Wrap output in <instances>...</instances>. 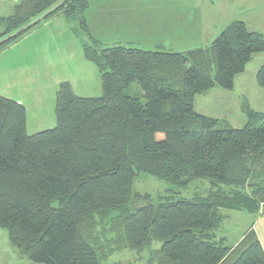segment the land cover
Listing matches in <instances>:
<instances>
[{
	"label": "trees",
	"instance_id": "1",
	"mask_svg": "<svg viewBox=\"0 0 264 264\" xmlns=\"http://www.w3.org/2000/svg\"><path fill=\"white\" fill-rule=\"evenodd\" d=\"M87 8V0H18L0 17L2 50L63 15L102 84L101 95L82 97L61 82L55 126L34 134L24 106L0 95V227L9 245L39 264H121L109 258L153 241L160 246L145 264H264L253 230L234 247L214 240L220 209H264V111L244 105L246 123L233 128L193 106L210 88L232 89L264 51V36L235 20L208 46L184 52L100 47ZM255 80L264 88V65ZM133 82L139 95L125 94ZM138 174L177 186L204 178L209 189L141 197L133 190Z\"/></svg>",
	"mask_w": 264,
	"mask_h": 264
},
{
	"label": "crops",
	"instance_id": "2",
	"mask_svg": "<svg viewBox=\"0 0 264 264\" xmlns=\"http://www.w3.org/2000/svg\"><path fill=\"white\" fill-rule=\"evenodd\" d=\"M87 1L88 8L85 12L86 23L90 33L93 35L92 37L100 43L102 41V33L110 32L114 34L112 38V43L114 45L124 43L123 41L130 44L132 43L131 40L125 39L127 38L125 31L130 32L138 27L143 32L145 31V36L149 35L150 39L146 40H151L154 47L158 50L170 52H184L200 47L199 45L201 44L197 43H201L200 40L203 36L202 31L205 30L206 24L210 21V17L207 16V13L212 10L210 7L201 5L204 0H197V5H194V1L190 2V0H187L186 3L181 1L174 3L168 1L164 4L161 3L157 5H147L143 0L142 2L138 0ZM16 2H18V0H0V10H3L4 13L7 11V14L0 15V17L10 14L13 4ZM139 15L142 16L139 17ZM43 23V27H41L45 29H47L49 25L56 27V35H58L55 36L56 38L70 30L73 33L72 25L61 14H56ZM246 27L248 28L247 25ZM249 30L259 32L264 36L263 32L259 30ZM21 38L0 50V95L13 99L24 106L26 112V131L28 134H34L55 126V102L53 104V99L57 91L58 82H52L51 80L52 71L50 69L49 57L42 55L44 60L42 63L41 52H43V50L40 48L41 44L25 37ZM128 44L126 46H131ZM175 46L177 48H173ZM82 54L84 57L83 49ZM261 54L263 53L255 54L249 62H254V60H256L255 58H259L258 56H261ZM261 63L256 65L255 74L256 71L264 65L263 62ZM46 66L49 68L47 69ZM238 75H236V77ZM42 76L49 78L47 83L40 81ZM41 89L45 91L44 97L48 98V102L46 103L44 102L45 98L42 99V93L39 92ZM209 90L201 94L204 95L208 93ZM245 100V103L242 101L241 104L242 111L244 105L250 108L246 97ZM195 103L194 99V111L206 115L203 111H198L196 109ZM29 125L41 128L31 131L28 130ZM51 125L54 126L51 127ZM263 210L264 209L261 208L257 213H248L243 210L220 209L223 218L215 229L214 240L216 242H222L228 247H234L246 232L253 230L264 251ZM224 211L236 212L234 215L237 216L235 217L236 221L240 220V222L236 223H242V226L236 233L230 234L221 231L223 221L231 218V216H229L230 214H226ZM4 230L3 228L0 229V264H30L26 261L27 259L20 256L17 251L15 252L10 248L7 231ZM30 262L33 264L32 261Z\"/></svg>",
	"mask_w": 264,
	"mask_h": 264
},
{
	"label": "rangeland",
	"instance_id": "3",
	"mask_svg": "<svg viewBox=\"0 0 264 264\" xmlns=\"http://www.w3.org/2000/svg\"><path fill=\"white\" fill-rule=\"evenodd\" d=\"M138 1L142 2V0ZM143 1L147 5L164 4L168 1H172L173 3L177 1L184 3L187 2V0ZM193 1L194 5H197V0H190V2ZM201 5L210 7L212 10L207 13V16L210 17V21L206 24L205 30L202 31L203 36L200 40L201 43H197L201 44L199 45L200 47L210 44L226 25L235 20L244 21L249 29L259 30L264 34V0H204ZM4 14H7V11L4 13L3 10H0V15ZM141 16L142 15H139V17ZM43 24L44 23L42 22L39 27H35V29L32 28L33 30H29L22 38L25 37L41 44L40 48L43 50V52H41L42 63L44 61L43 56L49 57L50 69L52 71V82H58L57 88L61 82H69L73 92L78 96L90 97L101 95L102 84L100 73L93 62L86 60L83 57V47L80 38L77 37L74 32L72 33L71 30L56 38L55 36H58L56 35V27L49 25L48 28L45 29L42 28ZM1 31L2 27L0 26V32ZM125 33L127 34V38L125 39L131 40L132 43L128 44L126 41H123L124 43L119 45L126 46L128 44L146 50H158L154 47L151 40H146L150 39L149 35L145 36V31L143 32L138 27L130 32L125 31ZM113 35L114 34L110 32L102 33L100 47L113 46ZM173 48L177 47L175 46ZM260 53L263 54L258 56L259 58H255L256 60H254V62H248L246 64L244 72H241L242 74L237 77L235 76L236 78L234 77L232 89L228 90L215 86V88H210L211 90L204 95L197 94L194 98L196 109L198 111H203L207 116L218 119L221 125L227 124L233 128H241L246 123V115L241 110L242 101L243 103L246 101L245 97L247 98L251 109L264 111V88L257 85L254 73L256 65L261 62L264 63V51ZM46 68L48 69L49 67L46 66ZM48 80L49 78L42 76L40 81L47 83ZM140 91L138 84L133 82L125 89V94L131 96L139 95ZM39 92L42 93V99L45 98V91L41 89ZM53 100L54 104L55 95ZM144 101L145 100L142 98V102ZM44 102H48V98H45ZM54 125H51V127ZM38 128L41 127L28 126V130L31 131L38 130ZM208 189L209 182L204 178L193 179L185 186H177L147 174H138L133 182L134 192L141 197L149 195V197L156 198L159 195L169 194L184 198H192L197 195H205ZM142 202L141 199L136 200L132 204V207L139 206ZM224 212L230 214L229 216H231V218L223 221L221 231L230 234L236 233L242 226V223H236L240 222V220L236 221L235 217L237 216H234L236 212ZM0 229L2 228L0 227ZM159 246V241H153L152 244L146 247L141 253H137L133 250L117 252L109 258V262H120L121 264H145L150 251ZM10 248L16 252L11 246ZM26 261L31 264L30 261ZM33 264L37 263L33 262Z\"/></svg>",
	"mask_w": 264,
	"mask_h": 264
}]
</instances>
